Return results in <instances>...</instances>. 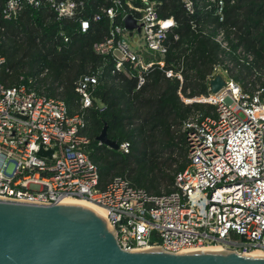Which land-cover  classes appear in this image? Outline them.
<instances>
[{
	"label": "built area",
	"instance_id": "2783aa9c",
	"mask_svg": "<svg viewBox=\"0 0 264 264\" xmlns=\"http://www.w3.org/2000/svg\"><path fill=\"white\" fill-rule=\"evenodd\" d=\"M111 1L92 16L97 21L105 14L111 21L109 33L92 48L112 56V73L130 63L139 88L152 66H164L168 34L176 22L160 17L152 3L139 8L126 1L128 9L140 13L132 16L141 23V45L132 48L123 25L130 13L121 8V0ZM182 1L192 13V0ZM82 6L83 0H4L1 11L9 20L25 8H46L60 19L74 17ZM217 6L221 15V0ZM119 15L121 24L115 23ZM87 29L88 21L81 20L80 30ZM59 35L63 42L69 40L63 31ZM216 40L226 48L221 33ZM3 64L0 56V69ZM216 72L225 77L223 88L189 99L215 105L216 114L185 119L187 166L175 175L173 190L159 193L133 185L125 175L100 182L87 151L94 75L76 81L73 113L62 98L48 95L32 77L21 74L13 85L0 81V198L45 204L67 197L90 200L104 208L117 243L125 250L160 246L178 253L217 247L264 253V85L245 88L219 68L211 76ZM165 74L182 78L181 69L169 68ZM119 147L127 152L129 142ZM40 149L50 153L39 155Z\"/></svg>",
	"mask_w": 264,
	"mask_h": 264
},
{
	"label": "trees",
	"instance_id": "16d2710c",
	"mask_svg": "<svg viewBox=\"0 0 264 264\" xmlns=\"http://www.w3.org/2000/svg\"><path fill=\"white\" fill-rule=\"evenodd\" d=\"M3 1L1 82L13 85L21 74L32 77L48 95L62 98L69 113H73L78 99L76 81L84 75L96 77L86 133L91 138L88 155L98 167L101 183L114 175H125L133 185L152 193H159V186L166 192L173 190L175 175L188 163L186 130L182 131L181 126L191 114H216L215 105L184 103L181 96L195 99L208 95V78L215 68L226 71L245 88L246 80L259 78L264 70V0H221V15L217 13L218 0H192V13L182 0H121V8L135 17L140 13L128 9L126 1L139 8L152 3L160 17H171L176 22L168 34L164 66H152L139 88L136 70L130 63L112 73V56L99 55L92 48L111 27L105 14L97 21L92 16L100 7L111 5V0H83L74 17L57 19L46 8H25L9 20L2 16ZM121 16L115 23H122ZM81 20L88 21L84 32L80 30ZM62 31L69 36L67 42L59 35ZM220 33L227 49L216 40ZM173 34L178 38L174 39ZM226 59L234 62L237 72L224 64ZM5 68L11 72L6 73ZM169 68L181 69L182 78L167 77L165 70ZM250 84L254 86L255 82L250 80ZM104 126L118 149L96 140ZM123 141L129 142L125 153L119 149Z\"/></svg>",
	"mask_w": 264,
	"mask_h": 264
},
{
	"label": "water",
	"instance_id": "95a60500",
	"mask_svg": "<svg viewBox=\"0 0 264 264\" xmlns=\"http://www.w3.org/2000/svg\"><path fill=\"white\" fill-rule=\"evenodd\" d=\"M132 34L140 31L132 14L123 18ZM211 94L225 85L216 72L208 78ZM96 140L118 149L106 133ZM50 153L42 149L39 155ZM0 264H264V256L234 249L189 250L173 253L160 246L125 250L117 243L113 226L87 204L74 201L38 203L0 198Z\"/></svg>",
	"mask_w": 264,
	"mask_h": 264
},
{
	"label": "rangeland",
	"instance_id": "374dc122",
	"mask_svg": "<svg viewBox=\"0 0 264 264\" xmlns=\"http://www.w3.org/2000/svg\"><path fill=\"white\" fill-rule=\"evenodd\" d=\"M128 42L130 43V46L132 47V48H134V47H136L135 45H134V43H133V41L132 40H134L136 43L139 41V34L138 33H134V35H133V37H128ZM239 53H240V55H242L241 57H243V53L241 52V51H239ZM152 57L153 58H157L156 56H154V55H152ZM250 58V57H249ZM224 64L229 68V69H232L233 70V72H237V69H236V67H235V65H234V62L232 61V60H229V59H226L225 60V62H224ZM250 80L251 81H254L255 82V84H254V86H251V84H250ZM247 81V88H251V87H257V86H259L261 83H264V70L260 73V76H259V78H257V76H252L251 78H249V80H246ZM181 100L184 102V103H191V101L192 100H189L188 98H185L184 96H181ZM193 115L191 114V115H189L187 118H191ZM181 129H182V131H183V125L181 126ZM124 142V141H123ZM119 149H120V147H119ZM120 151H122V152H124L125 153V151H123V150H121L120 149ZM128 151H129V149H128ZM158 190L161 192V191H165V188L163 187V186H159L158 187Z\"/></svg>",
	"mask_w": 264,
	"mask_h": 264
},
{
	"label": "bare ground",
	"instance_id": "6f19581e",
	"mask_svg": "<svg viewBox=\"0 0 264 264\" xmlns=\"http://www.w3.org/2000/svg\"><path fill=\"white\" fill-rule=\"evenodd\" d=\"M63 201H74V202H81V203L87 204L89 207L95 210L101 217H105L104 208L90 200H87L84 198L67 197ZM219 249L220 248H217V247H209L204 250H219ZM249 255L250 256H264V253L261 250L257 249V250L251 251Z\"/></svg>",
	"mask_w": 264,
	"mask_h": 264
},
{
	"label": "crops",
	"instance_id": "0c3cea01",
	"mask_svg": "<svg viewBox=\"0 0 264 264\" xmlns=\"http://www.w3.org/2000/svg\"><path fill=\"white\" fill-rule=\"evenodd\" d=\"M135 32L139 34V41L137 43L134 40H132V41H133L134 45L136 46L134 48H137V47H139L141 45V34H140V31L133 30L132 34L127 33L126 37H127V39H128V37H133Z\"/></svg>",
	"mask_w": 264,
	"mask_h": 264
},
{
	"label": "snow or ice",
	"instance_id": "6c2138e0",
	"mask_svg": "<svg viewBox=\"0 0 264 264\" xmlns=\"http://www.w3.org/2000/svg\"><path fill=\"white\" fill-rule=\"evenodd\" d=\"M169 24L171 23V21L168 22ZM168 25L166 24L165 27H167Z\"/></svg>",
	"mask_w": 264,
	"mask_h": 264
}]
</instances>
